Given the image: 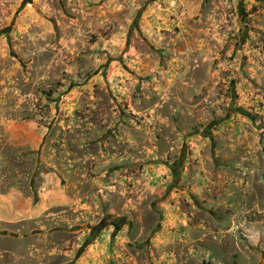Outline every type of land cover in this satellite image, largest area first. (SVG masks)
Here are the masks:
<instances>
[{"label":"rangeland","instance_id":"obj_1","mask_svg":"<svg viewBox=\"0 0 264 264\" xmlns=\"http://www.w3.org/2000/svg\"><path fill=\"white\" fill-rule=\"evenodd\" d=\"M0 264H264V0H0Z\"/></svg>","mask_w":264,"mask_h":264}]
</instances>
